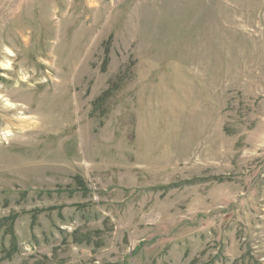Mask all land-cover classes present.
I'll list each match as a JSON object with an SVG mask.
<instances>
[{"label": "rangeland", "instance_id": "rangeland-1", "mask_svg": "<svg viewBox=\"0 0 264 264\" xmlns=\"http://www.w3.org/2000/svg\"><path fill=\"white\" fill-rule=\"evenodd\" d=\"M0 94V264H264V0H0Z\"/></svg>", "mask_w": 264, "mask_h": 264}, {"label": "bare ground", "instance_id": "bare-ground-1", "mask_svg": "<svg viewBox=\"0 0 264 264\" xmlns=\"http://www.w3.org/2000/svg\"><path fill=\"white\" fill-rule=\"evenodd\" d=\"M8 67H9V64H7L5 66L6 70H9ZM24 83H25V81L23 82V84ZM21 102L22 103L19 102L16 105L15 103H12L11 100L5 99V97L0 94V103L3 104V108H4L3 111H9V112H11V111H18L20 109V110H25V111L29 112L30 109H31V99H29V100H22ZM23 107H27V109L26 108H23ZM7 134L10 135L11 132L8 131Z\"/></svg>", "mask_w": 264, "mask_h": 264}]
</instances>
